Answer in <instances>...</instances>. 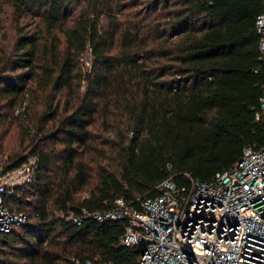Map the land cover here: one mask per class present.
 <instances>
[{
  "label": "trees",
  "instance_id": "1",
  "mask_svg": "<svg viewBox=\"0 0 264 264\" xmlns=\"http://www.w3.org/2000/svg\"><path fill=\"white\" fill-rule=\"evenodd\" d=\"M11 6L30 26L0 59V121L22 125L4 168L35 167L6 190L26 219L0 232V264H138L126 219L94 214L118 198L137 209L170 176L210 181L264 143L261 0Z\"/></svg>",
  "mask_w": 264,
  "mask_h": 264
},
{
  "label": "built area",
  "instance_id": "2",
  "mask_svg": "<svg viewBox=\"0 0 264 264\" xmlns=\"http://www.w3.org/2000/svg\"><path fill=\"white\" fill-rule=\"evenodd\" d=\"M261 3L254 24L264 57ZM259 102L264 111V98ZM22 111L23 105L15 109ZM34 167L33 157L15 168L0 164V232L26 219L25 213L6 206L5 193L29 181ZM184 175L187 182L172 176L162 180L157 193L141 199L137 209L118 198L94 216L100 221L126 219L120 242L141 245L138 264H264V143L259 148L245 145L240 158L210 181Z\"/></svg>",
  "mask_w": 264,
  "mask_h": 264
},
{
  "label": "rangeland",
  "instance_id": "3",
  "mask_svg": "<svg viewBox=\"0 0 264 264\" xmlns=\"http://www.w3.org/2000/svg\"><path fill=\"white\" fill-rule=\"evenodd\" d=\"M16 12H13L11 0H0V59L4 52H7L14 39L18 34L17 26H22V31H26L30 26L27 18H20L17 20ZM19 22V23H17ZM87 58H82V61ZM0 62V67H1ZM85 64V63H84ZM26 101V100H25ZM14 114V111H13ZM20 118L2 117L0 121V164L5 166L6 159L9 155L19 150L21 138L22 125ZM26 143V142H24Z\"/></svg>",
  "mask_w": 264,
  "mask_h": 264
}]
</instances>
